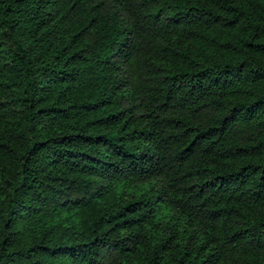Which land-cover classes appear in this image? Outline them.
Returning a JSON list of instances; mask_svg holds the SVG:
<instances>
[{
	"label": "trees",
	"instance_id": "1",
	"mask_svg": "<svg viewBox=\"0 0 264 264\" xmlns=\"http://www.w3.org/2000/svg\"><path fill=\"white\" fill-rule=\"evenodd\" d=\"M0 264H264V0H0Z\"/></svg>",
	"mask_w": 264,
	"mask_h": 264
}]
</instances>
